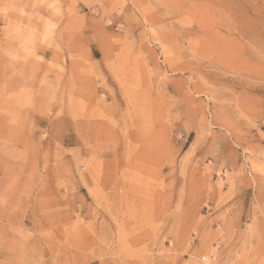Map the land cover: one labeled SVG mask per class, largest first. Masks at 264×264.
Segmentation results:
<instances>
[{
	"label": "rangeland",
	"instance_id": "obj_1",
	"mask_svg": "<svg viewBox=\"0 0 264 264\" xmlns=\"http://www.w3.org/2000/svg\"><path fill=\"white\" fill-rule=\"evenodd\" d=\"M0 264H264V0H0Z\"/></svg>",
	"mask_w": 264,
	"mask_h": 264
}]
</instances>
